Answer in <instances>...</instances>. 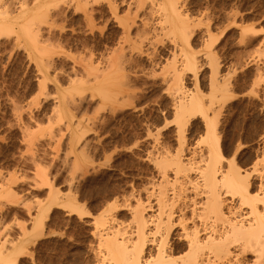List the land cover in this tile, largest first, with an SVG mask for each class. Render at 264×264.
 <instances>
[{
  "label": "rangeland",
  "instance_id": "374dc122",
  "mask_svg": "<svg viewBox=\"0 0 264 264\" xmlns=\"http://www.w3.org/2000/svg\"><path fill=\"white\" fill-rule=\"evenodd\" d=\"M8 1L13 3L7 2L9 7H5L8 14L4 13L7 14L4 23L9 26L0 29V251L11 257L15 255V248L22 251L16 264H89L90 260L99 264L100 237L110 235L116 225L128 228L131 210L138 201L147 203L148 191L158 186L160 156L163 153L172 155L178 149L171 101L164 93L166 83L160 73V62L168 56L170 43L158 36L162 41L157 38L155 45L148 44V48L147 43L142 44L140 48L145 50L140 56L138 51L135 55L134 50L128 49L131 53L127 50V55L131 57L129 65L125 64V78L122 79L123 83L127 81L123 93L129 94L125 97V93L119 95L116 90L118 96L113 100L108 96L102 76L96 78L95 75L106 66L108 54L118 46L122 35L108 5L112 1L116 6H109L116 8L115 14L122 18L124 14L125 18L135 9L131 0H97L96 3L94 0V3L91 0L62 3L61 0L56 8L47 2L49 10L44 8L46 3H41V8L40 3H30L26 8L19 3L24 0ZM178 1L183 3L182 10L189 17L188 26H185L189 27V30L185 28V36L189 37L185 39H189L188 45L200 61L196 78L185 73V85L190 89L198 85L201 92L208 94L211 61V64L217 61L214 65L220 75L229 73L225 78L229 83L227 90L231 91L223 94L222 107H218L221 110L217 108L220 111L216 133L221 156L228 161L232 159L236 170L248 165L249 161L252 165L264 156L260 140L264 136L260 131L264 125V95L261 94L264 91V0ZM147 8L136 12L142 15L139 16L141 22L144 14L147 13L146 18L149 16ZM44 9L51 14H45ZM91 9L92 18L88 15ZM134 16L129 20L133 18L137 23L133 21L135 25L132 24L130 35L142 28L139 17ZM20 26L26 29L28 26L30 37L34 32L36 40L19 33ZM190 48L187 50L192 52ZM147 50L157 52L154 53L155 63L151 61V64L147 55L145 58ZM206 52L212 57L209 63L206 62L209 58L202 56ZM257 73L261 74V80ZM252 91L255 96L249 94ZM148 92H153L159 102L145 115L148 102L141 105L139 101ZM200 123L199 117L194 118L184 132L186 147L195 151L196 157L204 152L205 145ZM218 165L222 170L221 161ZM73 198L74 209L79 204L93 212L91 219L83 223L89 234L98 232L97 236L75 242L63 240L64 231L58 222L64 218L65 227L71 223L74 209L56 204ZM101 214L107 221L106 224L102 219L106 224L103 226ZM111 217L114 220L111 221ZM256 253L252 251L248 255L256 260Z\"/></svg>",
  "mask_w": 264,
  "mask_h": 264
},
{
  "label": "bare ground",
  "instance_id": "6f19581e",
  "mask_svg": "<svg viewBox=\"0 0 264 264\" xmlns=\"http://www.w3.org/2000/svg\"><path fill=\"white\" fill-rule=\"evenodd\" d=\"M58 1L60 2L61 0H24L23 2L19 1V3H21L22 6L25 5V7L27 5H29L30 3L35 4V2H36V4L40 3V5H41V3H46V6H44V8H45V7H47V2L49 4H52V5L54 4V7L55 6L57 7V4H60V3H57ZM64 1L65 0H63L62 3ZM95 1L97 2V0H94V2ZM108 1H110V0H108ZM7 2L9 4L12 3L8 0H0V10L3 9V11L1 10V14L8 12V11L6 12V10H8V9L5 8V7H9L7 5ZM94 2L92 1V3H94ZM179 2L180 1H178V0H131L130 3H133V5H135V9L134 8H133L134 10L132 9L133 14H134L133 11H135V13H136L137 11H139V9H142L143 7H146V8L148 7L147 8V9H149V16L147 15L148 18L145 17V15L147 13L144 14V13L140 12V13L144 14L143 15L144 18H142L143 22L140 21L141 20L140 17H142V15L140 16L138 13H136L135 15L138 14V16H134L131 13V10H130V14H128L129 15L128 16L125 13V12L129 11L128 9H127L128 11L126 10L124 12L126 14L125 18H124V14L122 15L123 18L118 16L117 13H116L117 14L116 15L114 12V11H116V10H114L116 8L112 7L114 5V3L112 5V1H110V4L107 2L109 5H112V6H109L107 4L109 9H111V11L113 10V12H112L114 14L113 16L115 18L117 26H119V28L121 29L122 35L120 37L118 36L120 38V40H118L119 41L118 46L117 47L115 46L116 48L114 47L115 49H113V50L111 49L112 51H111L110 55L108 54V58L106 60V66L104 68L101 67L102 70H100L101 69L100 68L99 74L97 73L95 76H96V78L100 77V75L102 76V79L104 80V83L106 85L105 89L107 90L108 96L110 98H113V100L114 99L116 100L118 94L121 95V94L125 93L124 96L127 97L126 95H128L129 93H126L127 92L126 90H124L126 92L123 93L124 86L127 84V81H126V83H123V79L125 78V74H124V70L126 68L125 64L127 62H129V60H130L129 57H131V56L127 55V52L129 50L133 52V50H134L133 54H135V51H136V53L138 51V55L140 56V55H142L140 53H143V51L145 50V49L144 50L141 49L142 48L141 46L143 43L144 44L147 43V45H145V46L149 48L150 45L148 46V44H153L154 40H155V43H157L156 39L159 38L158 36H160L161 39L163 38V40L166 39L170 43L171 47H169L168 56L163 60L164 62L163 63L160 62L161 68L160 67L159 68L161 71L160 70L159 71H160L162 76L160 74L159 75L162 77L161 79L163 80V83H166V86H165L166 88H163V89H165L164 93L168 96L169 100L171 101L170 102L171 103L170 109H171V114H172V122H173L175 129H176V132H177L178 149L176 151L174 150L175 153L172 155H169L168 153H163L162 155L159 154L161 156H160L159 161L157 162V166H158L159 170L161 171V173H160L161 177L159 179L160 181L157 180V181H159V183L156 182V183H158V186L155 188L151 187V189L148 191L147 198H146L147 203H142V202L138 201L137 202L138 204L136 203L137 204L136 207L132 210L130 209L132 212L130 215L131 219H130V225L128 224V228H122L120 226L114 225L115 229H113L112 232L110 231V235L107 236V234H109V233H107L102 238L99 236L100 237V239L98 241L99 245H101V243H103L105 245V248H106V249L104 248L105 249L104 250V256L100 255V258H99L100 260H98L99 264H104V257L108 258V264H114V262L116 260L135 261V264H139V261L141 259L144 260V264H149V261L151 262V264H220V261L222 260V257H218L216 255V253H217V249L221 246L219 244V240L221 238V233H223V237H225V238L228 237V235H229V233L227 231H223V229H224L223 221L225 220L226 214H223L216 209V207L214 205V201L212 198L201 199V194L203 193L204 195H207V192L213 191L212 186L214 184V174L218 171H221V170H219V165H218V163L220 164V161H221L220 160L221 151H220L219 137L217 136V133H216L217 132L216 123H217V115L219 114L218 111L221 110L218 107H220V106L222 107V104L220 105V100L222 99L223 94H226L227 92H230L231 90L230 91L227 90V89H229V87L227 86L229 83H228V79L225 78V75L228 72L226 74L224 73L225 75H222V74L220 75L218 73L217 66L214 65L215 63H217V61H214L215 59L213 57V59H214L213 61L215 63L211 64L212 61L210 59L212 57L211 56H210L211 58L208 57V54H209L208 52L205 53L206 55L202 53L203 54L202 56H204L205 58H209V59H207L206 62L209 63L208 62V60H209V61H211L210 65H213L211 67L209 66V68H211V69L209 70L210 71L209 76H207L208 77V87H209V91H207L208 94L203 92V90L201 92L198 89L199 87H197L198 85H196V88L194 86L195 89H190L187 87L188 86L187 84L185 85V73H187V75L190 74L193 79L196 78L197 65L199 64L198 62H200V61L198 60V57H196L195 52H193L191 50V48L189 47L190 46V45H188L189 39H187V38L185 39V37H189V36H185V30H187L185 28H188V30H189V27H185V26H188L187 22L189 21L188 20L189 17L188 16L186 17L185 12H183V10H182V7H184V6H182L183 3L180 4ZM19 3H18V5H20ZM77 3H79V2H77ZM127 3H128V1H127ZM32 4L30 6H32ZM64 5H65V3H64ZM36 6H34V7H36ZM39 6L37 8H39ZM42 6L43 5H41L40 8ZM114 6H116V5H114ZM128 6L126 5V7H128ZM34 7H33V9H35ZM50 7H51V5H50ZM130 7H131V4H130ZM130 7H129V9H131ZM85 8H86V6H85ZM21 9L23 11V8H21ZM29 9H32V7H30ZM29 9H26V11L28 12ZM45 9H44V12H45V14H47L46 11L49 9H48V7H47L46 11H45ZM144 10L145 9H143V11ZM18 11L21 14L20 8ZM26 11H25V13H26ZM76 11H78V9ZM92 11L93 10L91 9L88 13V15L91 18L93 16ZM62 12L64 13V11H62ZM19 13H18V15H19ZM58 13H59V11H58ZM48 14H51V13H48ZM131 14L134 16V18L140 16L139 21L141 22L140 25L142 28H140L139 31H137V29L134 28V29H136L135 30L136 34L131 33V35H130V32H131L130 28H131V26L135 25V23H133V21H135L133 18H132L133 21L130 22L131 17H133V16H131ZM6 15L4 14V16L0 17L1 18L0 19V29H5V28H7V26H9V25L5 24L7 21ZM43 16L45 17V15H43ZM52 16H54V15H52ZM127 16L129 18H127ZM33 17H30V19ZM16 18H18V16H16ZM9 19H11V18L9 17ZM98 19H100V18H98ZM91 20H93V19H91ZM106 20H104V21H106ZM144 20H145V22H144ZM48 21H50V20H48ZM101 21H102V19H101ZM95 23H97V22H95ZM32 24H33V21H32ZM89 24H91V22ZM10 26H11V24H10ZM28 26H26L27 29L23 28L24 26H22V28H23L22 29L20 26L21 29L19 28L20 29L19 33L29 35V38H32L34 41V40H36L34 38H37V37H34L35 34L33 31H32L33 33H31L32 37H30L29 31H31V30L28 29ZM98 27H100V26H97V28ZM9 28L10 27H8V29ZM36 28H38V27H36ZM11 29H13V27L10 28V30ZM134 29L132 28V30H134ZM22 30H23V33H22ZM7 31L6 32L8 34H10L9 30H7ZM59 31L61 32V30H59ZM2 33L3 32H1V34ZM100 35H101V33H100ZM134 35H136V36L133 37ZM160 38H159V40H161ZM159 40H158V42H159ZM161 41H160V43L162 44ZM153 45H155V44H153ZM164 45H165V43H164ZM187 47L190 48L189 50L192 52H189L187 50ZM39 49H40V47H39ZM44 51H46V49L43 51L41 50V52H44ZM145 52H144L145 58L147 55V57L150 59L149 60L150 63H151V61L153 63H155L156 56L154 57V53H157V52L152 53V52H149V50H147L146 53ZM133 54H131V55H133ZM159 54H160V52H159ZM53 55H50V56H53ZM157 59L159 60L160 58L158 57ZM132 60L133 59H131V61ZM89 61H90V59H89ZM98 62H96V64ZM206 62H205V64H206ZM44 63H46V59L44 60ZM46 64L48 65V63H46ZM102 64H104V63H102ZM49 65H50V63H49ZM155 66H156V64H155ZM199 66H201V65H199ZM89 67H90V65H89ZM138 69L140 70L139 67H138ZM154 72H155V70H154ZM154 72H153V74H154ZM91 73H93V76H94V74H95L94 71H92ZM127 73H128V71H127ZM142 75H144V74H142ZM263 75H264V73L262 74V76ZM259 76H261V74L258 75V73H257L258 79L261 80L262 76L260 78H259ZM189 78H190V76H189ZM193 81H192V83H193ZM257 82H258V80H257ZM202 83H203V81H202ZM256 84L259 85V83H256ZM117 86H118V88H116ZM131 87H132V85H131ZM126 88H127V86H126ZM129 88H130V85H129ZM129 88H127V89H129ZM106 90H103V91L105 92ZM116 90H118L117 92H119L117 95L115 94ZM203 93H205V95L207 94V96L203 95ZM130 94H132V93H130ZM124 96L122 98H124ZM227 97H229V96H227ZM69 100L71 102V98ZM117 100H120V98ZM121 101H122V99H121ZM118 103H119V101H118ZM65 104H66V101H65ZM107 108H109V107H107ZM217 108L220 110H218ZM114 113H115V111H114ZM196 117L200 118V121H201L200 124H202L204 134H205V135L203 134L204 138L202 137L203 140L205 139L204 152H201L199 154L198 158L196 157L195 151H193V150L190 151L189 148L186 147V141L184 140V132H186L188 130L190 121ZM154 130H156V129H154ZM156 136H157V134H156ZM199 140H202V139L200 138ZM202 141L200 143L204 144V142H202ZM200 143H198V145ZM229 160L230 161L227 160L228 163L230 165H233L232 159H229ZM253 162H254V164H252V165H253L255 172H264V167L260 166V164L258 163V162H264V156H260L259 158H257ZM225 171H227V170H225ZM236 171H239V170H236ZM157 172H159V171H157ZM197 172L199 173L198 177L195 176V174ZM260 179L261 178L259 176L252 177L251 179L248 180L249 186L252 185L253 180H260ZM256 187L258 188L259 185L257 184ZM205 189H207V192H205ZM63 195H65V194H63ZM67 195L71 196V194H67ZM74 195H76V194H74ZM240 195L242 198L240 199L239 203H237L235 200L232 201V203L234 204V208L232 210L234 212L243 211V208L245 206H247L248 204H252L253 208H252L251 212H245L244 213L245 216L252 214V212H257V213L259 212V208L255 206V200L257 199L255 193H252L250 197L245 193H241ZM55 196H57V195H55ZM70 196H68V197L70 198ZM216 196L218 197V193L216 194ZM56 198H58V197H56ZM74 202H75V198H73L69 202L68 201L67 202H61V203L57 202L56 205L60 204L64 207L68 206V207H70L71 210H73L74 209V205H73ZM75 209H76V207H75ZM213 213H214V215H213ZM101 215L99 217H101ZM105 215H106V213H105ZM194 216L196 217V219H199L202 222L197 223L196 220L194 219ZM97 219H99V218H97ZM102 219L104 220L105 217L100 218V221ZM103 220H102L103 224L100 223V221H98L97 223L102 224V226L106 225L107 224L106 219L104 220V221H106V224H104ZM110 220L112 221V220H114V218L111 217ZM218 220L222 221L220 228L215 227ZM209 221H211V223H209ZM124 223H126V222H124ZM228 223L230 226L234 227L236 222L230 221ZM239 223L241 225L243 224V217H241L239 219ZM189 224L191 225V227H189ZM249 227H251V225H249ZM100 229H101V226H100ZM111 229H109V230H111ZM201 229L208 232V236H206L204 239L200 238L201 233L199 230H201ZM97 230H98V228H97ZM103 233H104V231H103ZM99 234H101V232ZM117 236H119L121 243L123 245H129L130 244L131 248L124 247L120 250L119 254L114 255L110 249V243H111V241L115 240V238ZM97 246L98 245H96V247ZM249 247H251L253 249V251H255V253L257 252L256 253L257 255L255 254L256 260H255V258L253 259L255 264H262V262H264V245H261L259 242H255V243H251L249 245ZM15 250H16V251H14L15 255L12 257L10 255H8V256L4 255L0 251V264H16L17 256L22 254V251H20L19 249H16V248H15ZM99 253H100V251H99ZM94 256H96V254Z\"/></svg>",
  "mask_w": 264,
  "mask_h": 264
},
{
  "label": "snow or ice",
  "instance_id": "6c2138e0",
  "mask_svg": "<svg viewBox=\"0 0 264 264\" xmlns=\"http://www.w3.org/2000/svg\"><path fill=\"white\" fill-rule=\"evenodd\" d=\"M262 23H264V21H262ZM249 94L255 96V91H252ZM261 94L264 95V91H262ZM145 101L148 102L145 107L146 115L149 108L154 107L159 101L153 92H148L144 95L139 103L144 105ZM159 122L162 123V120ZM260 131L264 132V125H261ZM141 134H143V130H141ZM257 135H259V133H257ZM260 140L261 144L264 145V136H261ZM141 155H143V153ZM227 155L230 156L231 153H228ZM220 160L222 162V170L214 174V184L212 186L213 191L207 192V189H205L207 195H204L203 193L201 194V199L212 198L216 209L221 213L226 214L225 220L223 221V231H227L229 235L225 238L223 237V233H221V238L219 240L221 246L217 249L216 255L222 257L220 264H255L248 253L253 251V249L249 247L251 243L259 242L261 245H264V172H255L251 165V161H249L248 165L240 167L239 171H236L235 167L230 165L223 156L220 157ZM258 163L260 166L264 167V162ZM195 176L198 177L199 173L197 172ZM256 176H259L261 179L253 180L252 185L249 186L248 180ZM257 184L259 185L258 188L256 187ZM127 190L131 191L130 188ZM217 193L218 197L216 196ZM241 193H245L249 197L252 193H255L257 197L255 200V206L259 208L258 213L252 212L250 215H244L245 212H251L253 208L252 204L245 206L243 211L234 212L232 210L234 208L232 201L235 200L239 203L242 198L240 195ZM81 198L83 199V197ZM75 207L79 211L77 212L73 210L71 223H68L65 227L64 218L58 222V226L64 231L63 240L75 242L77 239L97 236L98 232H92L89 234L83 223V221L91 219L93 212L89 211L83 205L77 204ZM108 207L111 208L112 205H108ZM241 217H243L242 225L239 223ZM194 219L197 223L202 222L201 220L196 219L195 216ZM230 221L236 222L234 227L229 225L228 222ZM209 223H211V221H209ZM221 223L222 221L218 220L215 227L220 228ZM249 225H251V227H249ZM189 227H191L190 224ZM199 231L201 233V239L208 236V232L203 229ZM93 247H95V243ZM124 247L131 248V245H123L119 236L110 243V249L114 255L119 254L120 250ZM100 255L104 256L103 243L100 245ZM89 264H98V262L90 260ZM104 264H108L107 257H104ZM114 264H135V261L116 260ZM139 264H144V260L141 259ZM149 264H151L150 261ZM262 264H264V262H262Z\"/></svg>",
  "mask_w": 264,
  "mask_h": 264
}]
</instances>
